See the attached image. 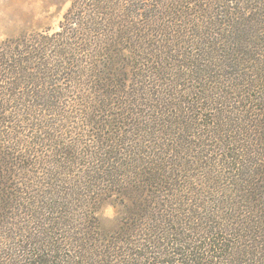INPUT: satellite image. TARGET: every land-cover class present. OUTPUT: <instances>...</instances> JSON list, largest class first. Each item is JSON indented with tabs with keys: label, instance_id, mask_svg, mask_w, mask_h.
<instances>
[{
	"label": "trees",
	"instance_id": "1",
	"mask_svg": "<svg viewBox=\"0 0 264 264\" xmlns=\"http://www.w3.org/2000/svg\"><path fill=\"white\" fill-rule=\"evenodd\" d=\"M29 41L38 46L0 44V239L6 243L0 249L7 250L0 252V264H264V0H71L59 31ZM222 51L226 57H221ZM78 56H84L86 61ZM50 60L56 61L54 69L48 67L52 64ZM66 64L69 74L64 73L68 70ZM142 66L147 67L145 73L149 74L141 72ZM224 66L233 70L236 89L243 86V128L233 120L225 123L224 117H218L221 113L212 116L200 111L197 120H201L203 131L211 130L215 141L222 144L220 150L227 143L217 138L219 128L224 133H234L231 145L242 143L237 137L243 130V153L239 158L238 154L227 155L229 161H238L240 167L236 166V170L238 175L243 174L239 178L243 181L235 190L246 210L232 220L237 219L235 223L229 219L228 227L222 228L224 224L220 223L212 225L216 212L206 211L204 203H197L193 211L176 207L173 213L161 216L147 213L137 203V212L133 214L136 223L122 225L117 237L106 240L111 245L105 246L100 255L92 257V250L86 245L78 242L66 246V239L50 236L65 219L69 221V215L61 211L71 205L67 200L71 193L62 178L70 174L67 163L80 165V160L86 161L88 156V152L83 157L84 153L77 154V149L70 151L68 143L57 135L69 128L70 121L64 128L60 125L63 121L72 118L79 130L87 128L81 130L87 133L86 146L91 152L87 164L93 166L82 174L84 185L90 181L101 185L102 195L106 191L113 193L111 187L124 182L119 169L132 162L131 154L140 156L137 147L142 139H133V132L146 133L149 128L146 124L150 120L156 122L152 115L135 112L136 100L129 101L140 96L142 81L158 80L162 75L165 78L174 70L176 80L191 83L181 89L182 94L199 83L204 93L205 84H213L210 78H214L217 67ZM72 68L83 72L81 75L87 77L89 87L81 100L84 109L74 113L62 107L66 96L63 91L67 89H47L52 81H58L53 80L54 76L61 74L67 75L69 83L75 86L78 76ZM174 86L181 85L175 82ZM206 90L210 94V89ZM200 98L206 99L204 95L197 97L196 108L206 112V108L198 107ZM11 124L42 134L35 141L33 137L31 142L18 141L13 137L14 130L8 127ZM172 126L175 128L170 124L169 129ZM184 128L181 127V132L186 137L175 138L171 146L185 145L191 151L192 144L186 138L202 140L203 135L190 131L192 124ZM49 131L52 134L45 137ZM7 136L11 139H5ZM46 141L51 144L47 149L52 160L45 161L46 164L60 162L67 168L58 165L52 170L47 183L40 187L41 196L31 194L24 198L26 193L14 190L8 180L16 177L14 170L31 172L32 163L28 159L35 154V146H43ZM213 158L211 155V162H221L223 154ZM154 168L161 169L159 165ZM141 174L146 179H140L142 187H147L149 181L151 184L159 181L155 175L150 180L152 172H140L139 178ZM54 176L60 178L61 186L54 184L57 179H52ZM136 194L137 198L141 196ZM39 198L42 199L37 205L42 203L43 213L27 202ZM86 204L91 209V201ZM234 208L230 209L236 212ZM19 210L28 216L29 225H35L33 233L18 228L22 212L17 215L14 211ZM144 221L156 224L142 227ZM233 230L242 231L231 235ZM243 230L248 232L245 236ZM85 232L92 234L93 243L100 241L96 228H85Z\"/></svg>",
	"mask_w": 264,
	"mask_h": 264
},
{
	"label": "rangeland",
	"instance_id": "2",
	"mask_svg": "<svg viewBox=\"0 0 264 264\" xmlns=\"http://www.w3.org/2000/svg\"><path fill=\"white\" fill-rule=\"evenodd\" d=\"M70 2L71 0H0V44H2V46L4 44H12L14 47L19 44H21L22 47L38 46V44H30L29 40L41 38V36L49 37L53 33L59 31L63 15L69 8ZM141 53H143V45ZM142 56L144 55L142 54ZM226 56V52L222 51L221 57ZM77 58L84 60V62L86 61L84 56H78ZM54 60H50L49 63L52 64L50 66L48 65V67L54 69L56 65V61ZM65 62L68 63L69 61L65 60ZM217 64H220V62ZM66 66L68 70H64V73L69 74V64H66ZM73 70L76 71V68ZM146 70L147 67L142 66L141 72L143 74H149V72L145 73ZM76 72L78 78L76 79L75 86L73 83H69L67 75L61 74L60 76H54L53 80L58 79V81H52L51 84L48 85L49 87H47L49 90L53 88L67 89V91H63L66 96L62 99V107L63 110L67 109V111H73V113L75 110L84 109L85 104L81 100H83L85 94L89 92V87L86 86L87 77H82L81 73L83 72L81 70ZM29 73L33 74L34 72L29 71ZM174 73V70H170L169 74L167 76L165 75V78L164 75H162L158 76V80L150 78L146 79V82L145 80L142 81L143 84L140 86V96L129 99L131 102L136 100L137 106H135V108L131 106L132 109H135V112L141 113L140 115H152L157 123L151 122L150 120L146 125L149 126L151 131L147 128L146 133H139L138 131H134V134L132 133L133 139L138 137L142 139L141 144L137 147L138 153L140 154L138 158L141 160L133 154L130 155V161L132 162L124 163V166L119 169L120 173L124 174V182H120L117 186H112L111 190L114 191L113 193L106 191V193L102 195L99 190L101 189V185L98 186L97 183H91L90 181L84 185L85 180L82 178V174L87 173L89 168L93 166L92 164H87V161L90 160L88 157L91 152L86 146L88 142L87 133L82 131L87 128L83 127V129L81 128L82 130H79L78 125H75L77 121L72 118L60 124L64 128L68 124L67 122L70 121L69 128L63 129L58 132L57 135L61 137L60 139H64L68 143L70 151L73 152V150L77 149V154L81 153L82 155L84 153L83 157H85V154L88 152V156L86 157L88 160H80L81 163H84H80V165H69V162L67 163L62 160L70 167V174L62 176V178L64 182H66L64 185L67 190H70V199L67 200L71 205L67 210H61L69 215V221L65 219L60 227L54 229L52 234H50L52 238L58 236V238L66 239V246L69 243L77 244L78 242L86 245L92 250L91 254L93 255L91 256L93 257L98 254L100 255V252L102 253V251L105 250V246L111 245L108 244L106 240H111L114 236L117 237L119 235H117L118 230L122 225L125 226V224L129 222L131 225L136 223L133 214L137 212V208H135L137 203L142 206L147 213H154L158 216L171 214L176 207L179 209L189 208L193 211L197 203H204L207 207L206 211L210 210L216 212L215 215L217 217L211 219L212 225L217 226L219 223L224 224L222 228L228 227L230 221L235 219L242 211L244 212L246 210L243 207L244 202L235 190V187H240L239 183L242 179L239 180V178L243 177V174L238 175V171L236 170V166L239 168L240 165H237L238 161L231 162L227 159V155L234 156L238 154L237 156L239 158V154L243 153L241 150L243 149V130L237 137V139L240 137L242 143L231 145L230 143L234 133H224V130L219 128L221 131H219L217 138L227 143L222 146L223 150H220L219 148H221L222 144L215 141L211 130L203 131V127L200 125L201 120H197V115L200 111L205 115L212 114V116L221 113L218 117H224L225 123L228 120H233L237 125H241L243 128V86H240L239 90L236 89L238 83L235 81L236 76L233 70L230 67L224 66L222 68L217 67L216 73L213 74L214 78H210L213 84L206 83V87L204 86L203 88L204 93L199 83L195 84L196 86L190 89L189 93L185 92L182 94L181 89L185 86H191V83L184 82V80H176ZM63 76L66 77L65 80L62 78ZM170 81H172V83H170ZM175 82L177 84L180 83L181 86L176 88L174 86ZM82 83L84 85H82ZM44 86L45 84H42V88ZM79 86L82 87V89H80ZM20 88L25 90L23 86H20ZM206 88L210 89V94L214 97L215 102L209 100L210 94L209 91L207 92ZM131 92L132 91H129V93ZM200 95H204L206 99H198V107L206 108V112L196 108V100ZM123 100L128 101V99ZM192 101L195 103L193 104ZM43 118L46 121L48 120L46 116H43ZM10 119L13 120L12 118ZM170 124L174 125L175 128L172 126V129H169ZM190 124L193 126V130L190 129V131H198L203 135V139L196 140L195 138L187 137L188 139L186 138V140L192 144L191 151L185 145H183L184 147L180 145L177 147L171 146V141L175 138L181 136L186 137V133L184 134L183 132L182 134L181 127L187 128ZM61 126H59V128H62ZM8 127L14 130L15 133H13V137L18 138V141L31 142L32 137L33 141H35L42 134L39 131H31L26 126L25 129L22 126L17 127L13 124ZM225 127L226 126H224V129ZM5 130L4 126V131ZM8 131L9 130H7V133ZM49 134L52 133H50V131L46 132L45 137H48ZM1 139H4V137ZM5 139H11V137L7 136ZM75 143L79 144V147H76L77 144ZM50 145L51 144L46 141L43 146H35V154L28 159V163H32L31 172L27 173L14 170L13 173L16 177L8 180V185L13 187L14 190L26 193V195L22 197L25 198L31 194L41 196L42 190H40V187L47 183V177L52 175V170H55L56 166L60 165L59 161V163L54 165L46 164L45 161H52L48 158L51 153H49L47 147ZM185 149L189 152L186 153ZM186 154L188 155L184 159V155ZM222 154L223 159L221 162L214 163L213 160L212 162L210 161L211 155L214 157L213 159H217L220 158ZM180 157L182 162L180 161ZM135 158V161L139 163L133 161ZM126 159L128 160V158ZM240 161L243 164V159H240ZM149 165H151V169ZM154 165H159L161 169L154 168ZM60 167L67 168V166L64 165H60ZM140 172H152L149 177L150 180L152 175H155V178H159V181H154L151 184L149 179H147L149 181L147 187H142L139 181L140 179L141 181H145L146 179L142 174L139 178ZM173 173L174 176H172V178L170 174L172 175ZM55 178H57V176H54L52 179ZM174 178L179 179V181H173ZM113 179L115 181V178ZM59 180L60 178H57L54 181L57 187L61 186ZM160 181L161 183L158 184ZM174 182L177 184L171 186ZM183 184L186 185V187L183 186V188ZM31 190H33V192L37 191L38 194L29 192ZM141 191H143V195ZM137 192L141 195L138 198ZM41 199L42 198H39L38 201L36 199L28 200L27 202L32 204V206L34 205V207L36 206L37 211L40 210V213H43L41 208L42 203L37 205ZM87 200H90L92 203L91 209L86 207ZM24 206L30 207V205L25 203ZM38 207L40 208L38 209ZM153 207L156 208L154 212L152 211ZM231 207H235L234 209L236 212H233V210L230 209ZM239 207H241V210H239L240 213L237 211ZM14 212L18 215L22 210ZM141 213L145 214V212H140V214ZM222 218L226 220L221 221ZM229 219L231 220L229 221ZM241 219L243 218L240 217L239 220L241 221ZM18 221V228L24 227L27 231H30V233L34 232L33 227L35 225H29L28 216L24 215L23 212L19 215ZM235 221H237V219L232 222L235 223ZM152 224L156 223L144 221L142 227H147ZM131 225H129L130 229L132 228ZM85 228H96L97 233L100 232V235L97 236V239L99 238L100 241L98 243H93L90 240L92 234H86ZM241 231L242 230H233L231 235L241 233ZM245 232L246 231L243 230V236L248 233ZM69 234H71V236ZM5 244L4 241L0 239V247H3ZM2 251L7 252L4 248ZM2 251L0 249L1 254L3 253Z\"/></svg>",
	"mask_w": 264,
	"mask_h": 264
}]
</instances>
